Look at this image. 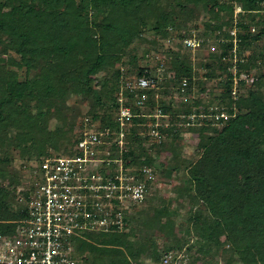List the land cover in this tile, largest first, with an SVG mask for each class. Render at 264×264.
<instances>
[{
    "label": "trees",
    "instance_id": "1",
    "mask_svg": "<svg viewBox=\"0 0 264 264\" xmlns=\"http://www.w3.org/2000/svg\"><path fill=\"white\" fill-rule=\"evenodd\" d=\"M236 5L240 11L234 15ZM202 8L210 16L203 30L195 34L198 27L194 23ZM148 31L153 32L151 37ZM173 31L177 49H164L170 54L168 76L159 81L145 67L135 69L137 75L146 74L156 82L148 93L156 92L158 102L149 99L148 107H138L137 96L125 89L126 104L134 112L146 113H153V106L158 105L164 113L178 114L171 120L181 124L190 122L192 113L205 115L196 143L197 157L185 167L186 180L171 197L199 203L182 217L183 231L189 235L198 230L197 234L205 239L216 233L227 242L229 259L236 264H264V0H0V232H12L11 220L23 214L18 207L10 209L16 201V187L24 182L21 168L13 165L12 150L21 160L45 157L61 146L64 153H69L71 148L66 142H73L76 114L67 118L64 112L71 94H81L89 103L80 112L82 117L116 128L117 92L123 73L116 64L127 54L128 61L122 62L136 65L137 44L155 48L159 44L155 36L170 39ZM186 38L198 40L193 49L198 50L195 58L200 57L210 39H218L220 57L196 62L206 69L199 77L195 76L192 58L182 51L192 53ZM140 56L144 58L145 51ZM233 65L235 72L231 70ZM19 66L23 67L21 72ZM216 77L223 83L219 93L206 87L207 81ZM249 77L253 79L248 81ZM183 79L189 84L184 86ZM233 82L241 89L240 93L235 91L239 96L236 102L232 99ZM204 91L210 94L206 101L200 94ZM165 92L170 100L163 97ZM216 111L228 115L224 118ZM51 119L57 122L52 128ZM132 120L146 117L134 116ZM174 126L169 125V134L178 135L179 128ZM133 131L125 156L134 164V147L142 146L144 138L137 134V126ZM159 148L157 145L155 149ZM170 148L166 161H159L160 170L167 175L178 172L181 165L177 163V150ZM164 164L171 168L166 170ZM159 200L149 216L141 214L143 225H131L124 211L121 219L128 231L103 233L110 236L111 243L107 238L80 239L77 249L82 262L140 261L149 246L130 240L137 239L143 229L152 231L150 236L153 232L164 234L166 226L172 224V218L168 217V222L161 219L168 214V199ZM211 227L213 231L208 234ZM185 242L174 235L162 249L151 246L148 261L159 264L160 251L180 249ZM211 247L189 245L186 250L190 254L200 251V264H208L209 258H218Z\"/></svg>",
    "mask_w": 264,
    "mask_h": 264
},
{
    "label": "built area",
    "instance_id": "2",
    "mask_svg": "<svg viewBox=\"0 0 264 264\" xmlns=\"http://www.w3.org/2000/svg\"><path fill=\"white\" fill-rule=\"evenodd\" d=\"M185 42L192 47L198 45L195 38H186ZM231 68L235 72L234 65ZM123 80L118 91L116 128L93 123L84 116L75 126L69 153L50 154L21 164L24 182L16 187V201L10 209L18 207L23 214L11 220L12 232H0V264H82L77 249L80 239H87L91 232L118 231L123 212L147 197L154 180L151 158L158 153L155 148L164 145L171 123L174 128L181 123L171 120L178 114L164 113L158 105L153 106V113H146L134 112L126 104L125 89L137 96L138 107H148L149 99L158 102L156 92L148 93L156 87L152 77L141 74ZM182 84L186 86L189 81L183 79ZM235 88L234 83V95ZM217 113L224 118L228 115ZM134 116H145L146 120L134 122ZM189 116L191 121L186 124H202L205 115ZM133 126L144 138L142 146L134 147V164L125 156ZM187 245L163 249L157 257L159 264H200L198 256L186 250Z\"/></svg>",
    "mask_w": 264,
    "mask_h": 264
},
{
    "label": "rangeland",
    "instance_id": "3",
    "mask_svg": "<svg viewBox=\"0 0 264 264\" xmlns=\"http://www.w3.org/2000/svg\"><path fill=\"white\" fill-rule=\"evenodd\" d=\"M206 8H202L200 9V14L198 19L196 20V22L194 24H196V26L198 27L197 30H194L195 34H198L199 32H201L204 28V22L206 20H208L209 16L208 13L205 10ZM240 11V7L239 5H236L235 7V13L234 15H237L238 12ZM193 22H190L189 25H192ZM150 33H153L152 31H148L147 35L151 37ZM175 32L173 31L171 34L173 37L172 38H168V39H164V38H160V36H155L156 39L158 40V43L156 45L155 48H151L150 46H148L146 43L144 44H137V55H136V62L134 59V62L136 63V65H133L131 63L128 62V64L123 63L125 60L128 61L127 59V54H124L123 56H121L120 61L116 64V66H120L121 71L123 72L121 77H120V84L122 85V83L124 82V78H126V80L128 78H132L135 76H138L135 72L136 67H145L146 69L149 70L150 74L153 75H157L159 81L162 80L163 78H165L166 76H168L169 74V68H168V64H169V60H170V54H166L164 52V49L169 48L172 50H176L177 46L175 45L176 42L178 41L177 37H175ZM207 37V36H204ZM218 39L217 40H212L210 39L209 43L204 45L203 48L205 50L200 51L199 58H195L196 56L194 55V53H196L198 50H193L195 49L194 47H190L192 49V53L190 52H185L186 50H182L184 55H186L189 58H192L193 61V68H195V76L199 77L203 74V72H205V67H200L199 63L196 64V62H200V61H207V60H217L218 57H220L219 52H220V47L218 45ZM256 43H260L259 41H257ZM262 43V42H261ZM260 43V44H261ZM258 45V44H257ZM149 47V50L147 51L146 48ZM145 51V57L142 58L140 56V54ZM12 54L13 52L10 51ZM249 53V51L246 52V54ZM3 54V53H2ZM7 55V54H6ZM14 56H16L15 54H13ZM1 56V53H0ZM133 60V59H132ZM123 61V62H122ZM222 61L225 62V60L222 58ZM127 63V62H126ZM1 64H4V62H1ZM212 65V64H211ZM128 66H131V68H129ZM9 68H14L13 64H9ZM22 66L18 67L19 72L22 71ZM130 70V72H128ZM232 71H234L233 68H231ZM35 70L31 71V75H34ZM223 75H221L222 77ZM243 77H246L245 74L242 75ZM248 81H251L253 79V77H249L247 78ZM223 83L219 82L218 78H212L211 80H208L206 83V87H210V89L214 92V93H219L221 91V86ZM248 85H251L250 83H248ZM169 86V85H168ZM167 86V87H168ZM235 91L237 92H241V89L239 87L235 88ZM120 93H122L120 91ZM245 93V92H243ZM117 94H119V92H117ZM201 96H203V100H207L209 97V93H207V91L201 92L200 93ZM242 95V93H241ZM163 97L166 98L167 100H170V95L168 93H164ZM239 96H237V93L234 95L233 94V102H236L238 100ZM215 102V101H214ZM66 103L67 106L69 108H67V110L64 112V114L66 115V117L70 118L72 117L74 114H76V118H75V126L77 127L78 123L80 122V120L82 119V113L84 110H86V104H89L85 97H83V95L81 94H71L67 97L66 99ZM235 109H237V106H235ZM201 116L198 117V119H200ZM57 122L55 121V119H51L50 120V128H52L54 126V124H56ZM184 125H187L189 127H185ZM200 126L201 123H194V124H186V123H182L177 125V128H179V132L178 135L176 134H170L167 138H165L164 140V145L161 146L158 149V153L154 152L153 156L151 159H153L151 161V167L153 166L154 171L152 173L154 180L153 182H151V188L149 189V197L150 199L146 200H142L141 202L135 204L134 207H132L130 210H127V212L125 213V216L129 219V223L131 225L137 226L142 224L143 225V221L141 220V214L143 215H147L149 216L152 211H153V206H155L157 203H160L159 199H168V214L167 216L162 217V221L164 222L166 220V222L170 221L168 220L169 218H172V224L166 226L165 231L163 232L164 234H155L153 232V235L150 236V233L152 232H148L146 229H143L140 234L138 233L137 239L135 238L134 240H129L133 243H137V241L139 243L137 244H142L145 243L147 244L148 249L145 251V253H143L140 256V261L138 262H134L135 264H151L149 260L150 256H151V246L157 247L159 249H162V247L165 246V241L169 240L171 238V236H178L181 240H186L185 244L189 245H197V246H203V245H211V249L213 251H216L217 254V260H219L218 264H236L234 261L230 260V250L227 249V242L226 241H222V239H219L217 237L218 234H214L213 232L210 233V231H213V228L216 232H218V228L217 226H213V228L211 227L208 231V238H201L197 232L198 230H196L194 233H190L189 235H185L184 231H183V226L184 223L181 221L182 217L188 214V211L190 210V208L198 205L199 203H194V204H190V202L188 201V199L186 198H178V199H172L175 195H176V189L183 186V182H185L186 178V168L188 167V165L197 157V152H198V147L196 146L197 140L200 136V134L202 133L200 130ZM76 127L73 129V136H74V131H76ZM199 129V130H198ZM169 131V130H168ZM181 131V132H180ZM185 134V135H184ZM67 145L69 147V145H71L69 142H66ZM145 143H148V140H146ZM69 144V145H68ZM170 146H173L177 152H178V166L179 164V170L178 172L172 171L171 173H169L167 175V173L162 172L161 169V165L159 164L160 160H165L166 157H168L171 154V148ZM63 146L60 147L59 151L55 152L54 149H50V151H54L52 152L53 154L57 153V154H66L62 151ZM12 156L13 158V165L20 167L21 164L23 162H25L26 160H21V158H19L15 151L12 150ZM157 160V162H156ZM166 161V160H165ZM173 162V160H171ZM153 163L156 165H153ZM166 170H169V168H171V165L164 164L163 166ZM186 167V168H185ZM163 169V168H162ZM23 172V171H22ZM168 224V223H167ZM126 225L122 224L118 231L121 234L123 232H127L128 228L125 227ZM115 230V229H114ZM112 232V231H111ZM104 233H110V232H104ZM108 239V242L111 243L113 242V240L110 238L109 235H104L102 232L98 233V232H91L90 236L87 237V240H97V241H103L104 239ZM128 244V240L126 241ZM226 242V243H224ZM212 243V244H211ZM100 244V243H99ZM153 247V248H154ZM201 250V249H199ZM161 252V251H160ZM160 252L158 253L157 257L160 255ZM201 252L197 251V253H194V255L197 257L199 256ZM158 259V258H157ZM209 258L210 263L208 264H215L216 263V259H212ZM146 260V261H145ZM203 260V258H202ZM83 264H86V262L84 261ZM204 264H207L206 262ZM217 264V263H216Z\"/></svg>",
    "mask_w": 264,
    "mask_h": 264
}]
</instances>
